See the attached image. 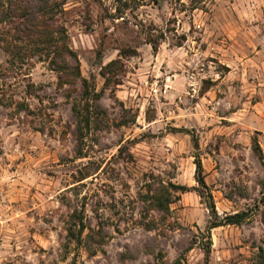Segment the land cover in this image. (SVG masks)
<instances>
[{"label": "rangeland", "instance_id": "rangeland-1", "mask_svg": "<svg viewBox=\"0 0 264 264\" xmlns=\"http://www.w3.org/2000/svg\"><path fill=\"white\" fill-rule=\"evenodd\" d=\"M44 2L87 83L61 86L34 52L12 64L17 19L0 13V264H264V0L0 8ZM196 155L220 218L247 213L211 239L196 190L170 214L144 198L149 183L198 186Z\"/></svg>", "mask_w": 264, "mask_h": 264}, {"label": "trees", "instance_id": "trees-1", "mask_svg": "<svg viewBox=\"0 0 264 264\" xmlns=\"http://www.w3.org/2000/svg\"><path fill=\"white\" fill-rule=\"evenodd\" d=\"M13 6V5H12ZM0 7L2 4L0 3ZM55 4L44 2L39 6L37 10L35 8L23 7L15 4L11 10L6 12L1 10L4 17L15 18L16 25L11 41L6 42L5 51L10 55L12 64H15L17 60H24L26 56H32V52L44 55L53 70L58 73V82L61 86L66 84H74L77 80H81L85 85L87 80L82 78L80 62L77 53L73 51L68 43V34L66 27L61 24H54V8ZM27 39V42L33 44L31 48L27 49L26 54L22 53V47H20L16 41L20 39ZM154 49L156 46L153 44ZM30 50V52H28ZM121 65V60H113L108 63L102 70V74L106 76L114 69ZM86 97L89 96L88 87H85ZM88 107L87 109H89ZM73 111L75 117L78 119V130L81 131L82 115L81 110L74 104ZM90 118H86V123L90 124ZM195 145L198 147V140L194 138ZM195 179L198 186L189 187L187 185L175 184L173 182L164 183L161 181L158 186L154 187V184L149 183V191L144 198L151 197L154 206L163 211L166 214H170V205L174 202L175 193L182 191L196 190L200 196L207 198V207L210 210L211 218L213 219L207 226V233L209 239H211V230L215 227L228 224H239L247 216L246 212H237L234 214L226 215L224 218H220L216 208V204L213 200V195L209 189L206 181V175L204 172V166L202 159L199 155L195 156ZM153 191V194L151 192ZM264 203V195L262 197ZM82 227L83 220H81ZM152 226L149 227V229ZM211 241V240H210ZM173 264H182L181 261L174 262Z\"/></svg>", "mask_w": 264, "mask_h": 264}, {"label": "built area", "instance_id": "built-area-1", "mask_svg": "<svg viewBox=\"0 0 264 264\" xmlns=\"http://www.w3.org/2000/svg\"><path fill=\"white\" fill-rule=\"evenodd\" d=\"M152 91H153L154 94H158L160 92V90H159V88L157 86L153 87Z\"/></svg>", "mask_w": 264, "mask_h": 264}]
</instances>
